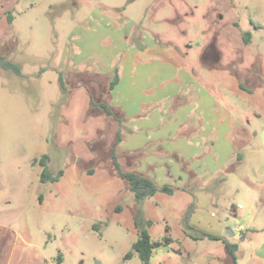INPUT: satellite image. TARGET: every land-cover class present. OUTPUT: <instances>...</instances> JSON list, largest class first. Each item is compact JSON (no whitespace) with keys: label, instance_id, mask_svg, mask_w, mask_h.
Here are the masks:
<instances>
[{"label":"rangeland","instance_id":"rangeland-1","mask_svg":"<svg viewBox=\"0 0 264 264\" xmlns=\"http://www.w3.org/2000/svg\"><path fill=\"white\" fill-rule=\"evenodd\" d=\"M115 29L129 46L135 35L146 43L137 61L158 96L177 91L140 118L179 125L180 107L199 102L200 119L172 138L200 145L208 170L171 194L133 199L116 171H137L131 120L91 106L112 108L103 53L114 39L99 33ZM0 57L19 70L0 66V264H141L124 259L138 213L160 243L150 264H264V0H0ZM209 116L221 134L207 138ZM223 137L231 154L220 167ZM43 155L49 177L62 172L55 182L40 179ZM204 233L218 240L192 239Z\"/></svg>","mask_w":264,"mask_h":264},{"label":"crops","instance_id":"crops-1","mask_svg":"<svg viewBox=\"0 0 264 264\" xmlns=\"http://www.w3.org/2000/svg\"><path fill=\"white\" fill-rule=\"evenodd\" d=\"M95 26L96 24L93 29H95ZM94 33H97V31L95 30ZM99 34L100 36L102 35V39L108 38L109 36L114 39L111 46L114 53L110 55L103 53L106 70L113 69L111 68L113 67V61H115V65L118 68L119 78L117 84L112 89L115 96H113V102L110 105L119 118L122 120L130 118L131 120V135L128 142L131 144L132 152H138L141 155H134V157H139V159L135 160L136 173L148 177L158 187L162 185L168 186L169 184L174 185L175 183L187 184V178L190 179L189 182L198 179L202 170H208L207 166L196 163L195 156L198 153L200 145L199 147L194 145L191 142L192 140L190 141L186 137L176 140H173L172 137L175 136L174 131L178 133L179 128L184 124L186 125L189 119L196 115L197 119H200V112L197 113L196 110H192V107H197L199 102L195 101L192 105L183 104L180 107L178 112H184V114L180 118V121L179 118H176L174 121H179V125L178 123L175 125H173L174 123L171 124L174 120L172 115H169L162 121L159 113H150V111L147 112L149 114L140 118L143 106H151L157 101L165 100L168 97V93L174 96L177 94V91L173 90L174 88L171 85L165 88L164 91L163 89L159 91L160 93L162 91L167 93L158 96L157 85H154L155 82L152 80L153 73L149 70L151 67L144 65L141 61H137V58L141 54L149 50L146 43L141 44V38L139 39L137 35L134 36V43L137 42L138 44L129 46V42L124 38L128 34L121 33L118 29ZM119 55L121 57L118 58L117 56ZM184 85L186 84L183 82V85L180 87V92L186 88ZM178 112L176 111V115ZM209 120L210 124L207 128V134H205L207 138L210 135L212 136L213 132L221 134L217 121H213L211 116H209ZM216 127H218V130ZM209 141L211 145L216 143V152L214 155H217L219 158L225 156L222 161L218 160L221 167L231 154L227 140L223 137V140L216 138L215 143L212 138ZM196 144H198V141ZM190 160H192V163H189Z\"/></svg>","mask_w":264,"mask_h":264},{"label":"trees","instance_id":"trees-1","mask_svg":"<svg viewBox=\"0 0 264 264\" xmlns=\"http://www.w3.org/2000/svg\"><path fill=\"white\" fill-rule=\"evenodd\" d=\"M0 66L4 69L12 70L14 73H19L17 66L12 62L7 61L4 57H0ZM118 78H119L118 68L115 65L112 69V77L109 80V91L112 90L114 86L117 84ZM59 83L60 86L63 87V81L61 76H59ZM90 103L95 110L103 112L107 116H113L115 119L120 121V118H118L113 113L112 108L107 103L96 102L93 99L90 101ZM119 141L120 138L118 136L116 143L118 144ZM38 164L42 167V172L40 175V179L42 182H46V181L55 182L62 174V172H59V174H57L56 176H51V177L47 175L46 155L41 156V158L38 160ZM116 171L118 176L128 184V189L132 194L133 199L136 201H141L147 197L154 196L157 192L171 194L173 191V189L167 185H162L158 187L157 185L154 184V182L151 179L139 173L123 172L122 170L119 169L117 165H116ZM187 219H188V214H186L184 219L186 225H187ZM133 223H134V228L137 230V239L131 244V251H129L125 255L124 259L128 260L134 254H136L141 264H150L153 249L160 245L159 242H152L148 234L147 228L151 226V221L143 219L142 215L138 213L134 215ZM204 238H208L211 240H218L217 237L205 233L198 237L192 236V239L195 240L204 239ZM224 245L228 254L232 256L233 260H235L234 253L236 247L229 243H224Z\"/></svg>","mask_w":264,"mask_h":264},{"label":"built area","instance_id":"built-area-1","mask_svg":"<svg viewBox=\"0 0 264 264\" xmlns=\"http://www.w3.org/2000/svg\"><path fill=\"white\" fill-rule=\"evenodd\" d=\"M237 208H241V205H240V204H238V205H237Z\"/></svg>","mask_w":264,"mask_h":264}]
</instances>
